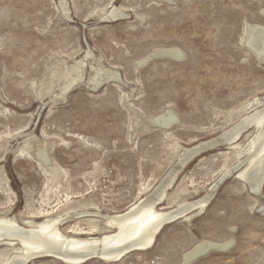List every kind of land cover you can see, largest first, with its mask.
I'll return each mask as SVG.
<instances>
[{"label":"rangeland","instance_id":"obj_1","mask_svg":"<svg viewBox=\"0 0 264 264\" xmlns=\"http://www.w3.org/2000/svg\"><path fill=\"white\" fill-rule=\"evenodd\" d=\"M247 22L264 25V0H0V215L26 227L62 216L69 238L115 233L109 216L150 194L186 147L264 107L252 103L264 97V59L242 41ZM255 133L237 142L246 149ZM240 159L209 147L156 209L203 198ZM244 182L228 175L148 249L79 264H184L205 239L230 245L190 264H264V177L259 194ZM19 245H0V264Z\"/></svg>","mask_w":264,"mask_h":264},{"label":"bare ground","instance_id":"obj_2","mask_svg":"<svg viewBox=\"0 0 264 264\" xmlns=\"http://www.w3.org/2000/svg\"><path fill=\"white\" fill-rule=\"evenodd\" d=\"M242 41L260 59H264V25L247 22ZM79 75L81 74L79 73ZM263 98L256 97L252 103L258 105L263 101L262 104H264ZM170 121H162V123L169 125ZM252 124L257 128V133L248 141L246 149H243L237 140L241 133L245 132ZM217 144L235 148L239 156L246 153L247 164L243 167L244 161L240 159L237 165L228 169L214 182V185L212 184V189L206 190V195L203 198L194 202L181 203L165 212L157 210L156 205L164 200L166 191L175 181L179 171L195 156L197 157L201 150ZM40 156L49 164L44 152H41ZM231 174H235L237 178L245 181L255 193H260L264 177V107L251 115H247L217 138L189 148L186 147L179 155L178 162L170 173L150 194L136 202L125 212L109 216L107 221L117 229L115 233L106 234L96 240L69 238L58 227L62 216L49 217L41 222L30 219L25 222L29 226L26 227L20 225L14 217L0 215V245L16 246L17 240H20L21 243L16 248V252L1 264H25L27 261L41 256H55L74 264L85 262L92 257H102L113 261L120 259L129 251L148 249L152 246L155 235L166 222L175 220L180 215L190 220L191 216H195L204 209L214 189L218 188L220 183ZM190 210L191 213L188 212ZM187 212L190 214L187 215ZM229 245L230 243L202 240L195 248L193 247L191 252L189 251L190 253H186L184 264H190L202 250L210 248L221 250L228 248Z\"/></svg>","mask_w":264,"mask_h":264},{"label":"water","instance_id":"obj_3","mask_svg":"<svg viewBox=\"0 0 264 264\" xmlns=\"http://www.w3.org/2000/svg\"><path fill=\"white\" fill-rule=\"evenodd\" d=\"M220 143V142H219ZM215 146V145H214ZM210 147V146H209ZM206 149H208V148H204L203 150H201L200 152H199V154L200 153H202L203 151H205ZM207 250H202L196 257H198L199 255H201V254H203V253H205ZM195 257V258H196Z\"/></svg>","mask_w":264,"mask_h":264}]
</instances>
